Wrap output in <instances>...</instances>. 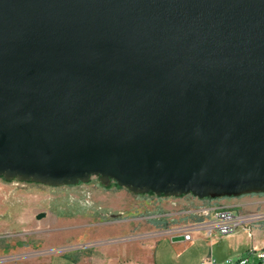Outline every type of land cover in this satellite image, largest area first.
Segmentation results:
<instances>
[{"label":"water","instance_id":"1","mask_svg":"<svg viewBox=\"0 0 264 264\" xmlns=\"http://www.w3.org/2000/svg\"><path fill=\"white\" fill-rule=\"evenodd\" d=\"M93 176L264 195V0H0V178Z\"/></svg>","mask_w":264,"mask_h":264},{"label":"crops","instance_id":"2","mask_svg":"<svg viewBox=\"0 0 264 264\" xmlns=\"http://www.w3.org/2000/svg\"><path fill=\"white\" fill-rule=\"evenodd\" d=\"M21 183L25 182L14 181L8 185L0 182V190L9 189V195L0 196V264H200L209 258L217 264L241 259L256 263L258 252L254 253L252 249L264 252V221L249 225L252 237L243 227L227 236L216 232L209 235L206 229L192 230L188 239L167 233L177 226L206 221L210 214L204 211L215 207L236 213L247 212L239 205L247 196L212 200L198 199L190 194L178 197L153 195L155 201L156 198L167 199L161 204L166 211H151L146 217L142 214L144 205L140 199L145 195L115 187L111 188V196L115 197L109 202L106 201L107 194L105 199L99 197L96 199L99 202L93 204L111 215H118L116 220L103 222L92 217L86 226L94 231L87 233L88 237L82 243L87 245L47 254L52 248L67 243L73 233L47 235L40 225L36 231H31L33 216L37 217L41 212L32 214L29 198L20 193L24 192ZM62 222L58 220L52 230L63 228ZM29 238L37 241L35 246L28 243ZM75 238L77 241L78 237Z\"/></svg>","mask_w":264,"mask_h":264},{"label":"rangeland","instance_id":"3","mask_svg":"<svg viewBox=\"0 0 264 264\" xmlns=\"http://www.w3.org/2000/svg\"><path fill=\"white\" fill-rule=\"evenodd\" d=\"M14 181L15 180L5 181L0 178V182L5 185ZM20 185H22V189H24V192L20 193L25 197H28L30 200V210L32 214L40 212L44 213V217L39 220L33 216V226L31 227V231H36L38 229L37 225H40L46 230L47 235L55 234L60 236L61 234L73 233L67 240V243L63 244L61 247H56L55 249L52 248L47 254L67 251L73 247L87 245L82 243L85 242L84 240L88 237L87 233L94 231L92 227L86 226L88 223L87 221L90 218L94 217L96 218L95 220L99 218L103 222L116 220L118 218V215H111L107 210L93 204V202L97 201L96 199L99 197L105 199L104 197H106L107 194H109L106 198L107 202H109L110 198L115 197L114 195L111 196V188L118 187L114 181H109L103 184L99 177L93 176L87 183H80L75 186L65 185L61 187H50L32 182L21 183ZM8 190V188L1 189L0 196L9 195ZM152 197L155 196H153V194H145V196L140 197L142 205H144L142 212L143 216L147 217L151 211L156 213L166 211L161 204L162 201L167 199L156 198L157 200L155 201ZM37 198L38 200H36ZM239 205L241 210L244 208L247 212L264 213V195L247 196V198L243 199ZM172 208L175 209L176 207L172 206ZM251 209H253V211H250ZM58 220H63V228H58L57 231H54L52 229L56 227L55 223ZM75 233H78L77 236H75ZM75 237H78L77 241ZM29 239L31 240L28 243L35 246L37 241L32 238ZM117 240L119 241L120 239ZM88 245H92V243Z\"/></svg>","mask_w":264,"mask_h":264},{"label":"built area","instance_id":"4","mask_svg":"<svg viewBox=\"0 0 264 264\" xmlns=\"http://www.w3.org/2000/svg\"><path fill=\"white\" fill-rule=\"evenodd\" d=\"M204 213L210 214L206 221L196 222L191 225H181L174 227V229L169 230L167 233L170 235H179L184 239L190 237L192 230L206 229L210 235L213 232L219 235L227 236L233 234L237 229L243 227L248 231L249 237H252V229L249 225L264 221L263 212H242L236 213L230 209L223 207H215L213 209L205 210ZM252 252H258L256 263H249L248 259H241L237 262L226 261L225 264H264V252L261 249L253 248ZM200 264H217L214 259H206Z\"/></svg>","mask_w":264,"mask_h":264},{"label":"trees","instance_id":"5","mask_svg":"<svg viewBox=\"0 0 264 264\" xmlns=\"http://www.w3.org/2000/svg\"><path fill=\"white\" fill-rule=\"evenodd\" d=\"M117 185V184H116ZM149 194H152V193H149Z\"/></svg>","mask_w":264,"mask_h":264}]
</instances>
